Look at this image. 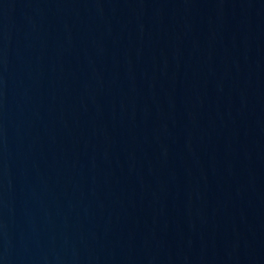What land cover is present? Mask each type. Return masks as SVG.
I'll use <instances>...</instances> for the list:
<instances>
[{
  "label": "water",
  "instance_id": "95a60500",
  "mask_svg": "<svg viewBox=\"0 0 264 264\" xmlns=\"http://www.w3.org/2000/svg\"><path fill=\"white\" fill-rule=\"evenodd\" d=\"M0 264H264V0H0Z\"/></svg>",
  "mask_w": 264,
  "mask_h": 264
}]
</instances>
